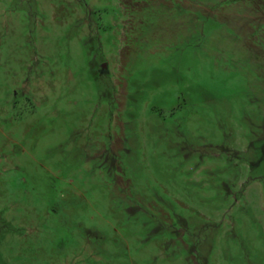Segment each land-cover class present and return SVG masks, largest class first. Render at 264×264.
<instances>
[{"label": "rangeland", "instance_id": "rangeland-1", "mask_svg": "<svg viewBox=\"0 0 264 264\" xmlns=\"http://www.w3.org/2000/svg\"><path fill=\"white\" fill-rule=\"evenodd\" d=\"M0 264H264V0H0Z\"/></svg>", "mask_w": 264, "mask_h": 264}, {"label": "water", "instance_id": "water-1", "mask_svg": "<svg viewBox=\"0 0 264 264\" xmlns=\"http://www.w3.org/2000/svg\"><path fill=\"white\" fill-rule=\"evenodd\" d=\"M106 67H107V65H106V64H104V65H103V68L105 69Z\"/></svg>", "mask_w": 264, "mask_h": 264}]
</instances>
